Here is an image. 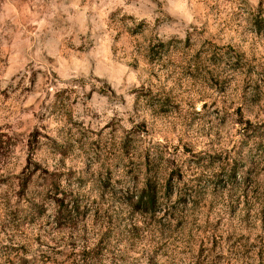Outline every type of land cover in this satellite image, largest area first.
<instances>
[{
  "label": "rangeland",
  "instance_id": "1",
  "mask_svg": "<svg viewBox=\"0 0 264 264\" xmlns=\"http://www.w3.org/2000/svg\"><path fill=\"white\" fill-rule=\"evenodd\" d=\"M0 264H264V0H0Z\"/></svg>",
  "mask_w": 264,
  "mask_h": 264
}]
</instances>
